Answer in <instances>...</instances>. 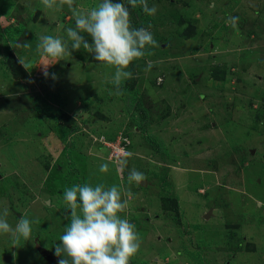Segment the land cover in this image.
<instances>
[{"label": "rangeland", "instance_id": "obj_1", "mask_svg": "<svg viewBox=\"0 0 264 264\" xmlns=\"http://www.w3.org/2000/svg\"><path fill=\"white\" fill-rule=\"evenodd\" d=\"M147 2L154 16L129 5L130 18L151 26L154 54L129 66L117 96L114 67L71 50L66 5L0 0V208L12 226L22 215L39 221L17 245L0 235V264H58L55 246L70 223L64 190L127 191L133 167L146 180L119 213L142 241L129 264H264V0ZM40 35L65 42L62 59L36 52ZM10 52L30 65L28 77L14 78ZM121 157L128 165L117 172Z\"/></svg>", "mask_w": 264, "mask_h": 264}, {"label": "clouds", "instance_id": "obj_2", "mask_svg": "<svg viewBox=\"0 0 264 264\" xmlns=\"http://www.w3.org/2000/svg\"><path fill=\"white\" fill-rule=\"evenodd\" d=\"M45 10L63 9L65 5L72 13L75 26L66 29L72 41L71 50L79 51L81 47L93 54L99 67H114V75L110 83L115 88V95H122V81L131 79L129 66L137 59L154 53L149 46L155 47L156 41L149 28L132 26L129 5L132 8L142 7L148 16H154L156 6L149 7L147 0H101L87 12L74 6V0H40ZM232 26L236 27L238 17H232ZM87 34L91 38H85ZM36 52L51 58H61L66 52V44L62 39L51 35L37 37ZM60 59V60H61ZM19 63L27 70L29 64L19 57ZM44 66L47 77L48 66ZM151 63L145 68L150 71ZM54 76V74H53ZM116 171L126 168V157L117 158L114 162ZM109 163H101L99 172L107 173ZM146 180V175L133 167L127 176L129 189L123 191L116 185L106 187L103 183L92 186L89 183L73 184L63 192L65 219L69 220L64 227L59 243L55 246V254L62 257L58 264H129L141 244L135 225L119 213L128 207L133 193V184L139 186ZM122 197H126L122 199ZM9 209L0 208V235L8 236L14 245L21 240L28 241L32 235V225L38 220H30L21 216L15 226L9 224Z\"/></svg>", "mask_w": 264, "mask_h": 264}, {"label": "trees", "instance_id": "obj_3", "mask_svg": "<svg viewBox=\"0 0 264 264\" xmlns=\"http://www.w3.org/2000/svg\"><path fill=\"white\" fill-rule=\"evenodd\" d=\"M132 26H134L133 23ZM90 60H94L93 54L90 56ZM8 68L16 79H24L28 77V71L19 63L18 57H16L13 52L9 53ZM61 116H63L62 119L65 120V123L67 125H74V119L68 113L63 112V115ZM139 129H142L141 124L139 125ZM174 205L177 206V203L175 201Z\"/></svg>", "mask_w": 264, "mask_h": 264}, {"label": "built area", "instance_id": "obj_4", "mask_svg": "<svg viewBox=\"0 0 264 264\" xmlns=\"http://www.w3.org/2000/svg\"><path fill=\"white\" fill-rule=\"evenodd\" d=\"M117 149L120 150L121 152L124 151V148L123 149L117 148Z\"/></svg>", "mask_w": 264, "mask_h": 264}, {"label": "water", "instance_id": "obj_5", "mask_svg": "<svg viewBox=\"0 0 264 264\" xmlns=\"http://www.w3.org/2000/svg\"><path fill=\"white\" fill-rule=\"evenodd\" d=\"M145 182V181H144ZM146 184V183H145Z\"/></svg>", "mask_w": 264, "mask_h": 264}]
</instances>
